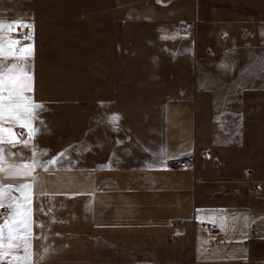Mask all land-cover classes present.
<instances>
[{
    "label": "crops",
    "instance_id": "obj_1",
    "mask_svg": "<svg viewBox=\"0 0 264 264\" xmlns=\"http://www.w3.org/2000/svg\"><path fill=\"white\" fill-rule=\"evenodd\" d=\"M167 3L149 0V33L157 35L149 41V98L144 106L128 101L130 114H145L144 131H67L64 155L20 153L5 135L0 167L28 171L20 165L33 158L40 165L32 176L0 174L12 189L5 205L33 184L31 264H264V3L243 2L239 11L235 0H175L189 11L173 23L154 15ZM25 4L14 17L2 10L0 23H32L37 14L27 16ZM26 71L25 95L40 104ZM97 104L99 113L121 114L116 96ZM2 126L30 138L11 121ZM191 158L192 168L178 166ZM252 181L261 192L250 190ZM9 213L0 209V224ZM6 252L3 264H29L23 247Z\"/></svg>",
    "mask_w": 264,
    "mask_h": 264
},
{
    "label": "rangeland",
    "instance_id": "obj_2",
    "mask_svg": "<svg viewBox=\"0 0 264 264\" xmlns=\"http://www.w3.org/2000/svg\"><path fill=\"white\" fill-rule=\"evenodd\" d=\"M6 1L8 7L0 4V12H6L4 16L14 17L22 12L18 8L22 0ZM23 1L27 4L26 15L37 14V18L29 24H15L27 28L29 35L15 37L11 31L18 26L9 28L7 25L14 23H0L5 25L0 36L11 35L18 43L12 46V41L1 39L0 42L17 57L20 49L29 45L32 48L24 63L32 70L35 97L43 105L32 122L43 147H36L38 142L28 138L29 146L19 144L18 151L33 154L38 150L44 154L58 150L64 155L62 146L72 133L67 131H144L147 125L141 116L145 114L140 112L135 117L138 109L130 114L128 101L141 100L144 106L149 98V41L157 38L149 33V0ZM156 1L169 3L165 4L168 7L155 8L154 15L164 16L171 23L185 10L189 11L173 4L175 0ZM235 2L238 8L234 10L241 11L243 2L256 5L264 0ZM34 4L36 7L29 8ZM219 10L223 13L227 8ZM19 62L23 63V59L8 58V63ZM114 66L118 69L116 73ZM114 96L122 101L121 114L116 115V120L108 108L105 113L104 109L99 113L97 104L99 98L107 100Z\"/></svg>",
    "mask_w": 264,
    "mask_h": 264
},
{
    "label": "snow or ice",
    "instance_id": "obj_3",
    "mask_svg": "<svg viewBox=\"0 0 264 264\" xmlns=\"http://www.w3.org/2000/svg\"><path fill=\"white\" fill-rule=\"evenodd\" d=\"M18 26L17 24L7 25L12 28ZM5 25L0 24V30ZM18 41H12L11 45L14 46ZM20 52L25 54L24 57H17L16 53L9 50L5 52L3 46H0V145L4 142L5 135L8 136V142L15 147L17 144H23L28 147L29 140H20L15 133L9 129H4L3 124L11 121L18 127L26 128L28 130L29 137H33L37 134L32 120L36 118V110L41 109L43 105L33 101L31 96L25 95L27 92L32 91V76L26 71L25 64L8 63V58L13 57L16 60L26 58L32 52L31 46L20 49ZM116 120L117 117H113ZM63 155V154H61ZM8 157L5 155V149L0 146V165H2ZM55 160L50 161L49 165L54 166ZM40 167L33 158L32 163H23L20 165L21 169H28V171L17 170L15 172H6L0 167V174L4 177H24L32 176V170ZM47 170V169H45ZM33 184L24 183L15 189L20 192V198L12 197L11 202L8 205L4 204V200L8 197L9 192L12 190L11 186L0 185V209L8 207L10 209L9 217L0 224V264H3L7 252L6 249L13 247H23L26 253V259L31 264L32 257V243L36 237L33 235V209H32V194ZM7 230V235L5 231ZM7 240V244L5 241ZM47 253L49 249L45 248ZM14 259H21L15 257ZM43 259V257H41Z\"/></svg>",
    "mask_w": 264,
    "mask_h": 264
},
{
    "label": "built area",
    "instance_id": "obj_4",
    "mask_svg": "<svg viewBox=\"0 0 264 264\" xmlns=\"http://www.w3.org/2000/svg\"><path fill=\"white\" fill-rule=\"evenodd\" d=\"M11 33L15 36V37H22V36H27L29 35V30L27 28H24L22 26H18V27H14L11 31ZM221 38H225V34L222 33L220 35ZM253 37V34L250 33V34H244L242 35L241 38L243 39H251ZM195 162L194 160L191 158V159H182L178 166L179 167H185V168H192L194 166ZM247 175L248 173L245 172ZM250 190L253 191V192H261L262 191V185L260 182L258 181H252L250 183Z\"/></svg>",
    "mask_w": 264,
    "mask_h": 264
}]
</instances>
